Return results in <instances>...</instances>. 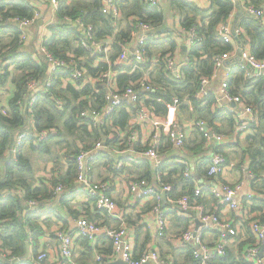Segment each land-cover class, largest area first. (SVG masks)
<instances>
[{
	"label": "trees",
	"instance_id": "trees-1",
	"mask_svg": "<svg viewBox=\"0 0 264 264\" xmlns=\"http://www.w3.org/2000/svg\"><path fill=\"white\" fill-rule=\"evenodd\" d=\"M198 1L166 0L162 6L153 7L146 0H117L120 14L115 17L103 11V0H60L55 20L48 25L49 37L44 45L55 58L65 59L69 65L74 60L86 69L87 74L93 76L109 69L125 70V73L121 72L117 76L119 89H125L131 81L148 74L157 88L155 92L143 96L149 97L146 102L155 113L170 116L176 106L174 98L178 97L179 108L207 121L209 128L214 131L219 132L220 126L222 129L226 124L230 129V133L226 134H231L235 132L236 120L227 109L217 106L216 94L211 92L207 98L200 100L195 97V92L202 77H212L216 72V54L235 53L237 44H246L256 58L264 57V19L244 11V5L248 4L264 8V0H240V5L228 0H208L206 6ZM170 6L171 10L179 12L182 28L188 30L195 26L200 38L184 50L186 59L180 63L178 75L168 69L165 62L166 55L176 54L179 48L174 32H169L164 26L167 8ZM35 10L31 0H0V15L4 18L32 17ZM238 10L242 14L237 29L242 34L236 40H225L218 34V26L228 21ZM140 22L153 26L149 40L143 45L144 59L138 63L131 55L125 62L114 65L125 46L136 39L137 24ZM89 25L93 27L91 33H87ZM23 31L18 24L5 21L0 23V81L5 84L9 79L12 83L11 91L7 93L9 96L3 101L0 100V251L8 258L23 257L26 242L32 240L33 257L36 260L44 250L39 241V237L45 234L41 225L42 210L48 201L57 197L55 188L60 183L65 186L61 193L62 200L68 202L69 194H66L73 190L79 175V153L91 149L100 141L116 144L118 135H114L113 140L108 139V136L114 134V129L117 128L126 132L135 110L130 105H123L116 110L107 124L89 125L91 121L83 119L81 112L86 109H100L105 104L106 86L103 87L102 83L83 85V79L73 85L69 82V68L58 70L52 77L49 90L39 89L36 100L31 105L29 83L34 78L48 77V63L45 55L39 51L40 30L34 41L33 38L21 41ZM82 38L88 40L90 48L81 44ZM94 42L103 45L111 43L112 51L96 53ZM106 56L109 61L103 60ZM233 62L231 75L227 80L228 88L231 93L240 95L258 115V122L252 125L246 138L248 145L242 149V159L243 162L246 159L250 161L249 170L254 175L251 187L262 195V198H256L249 206V216L251 220H260L264 216V78H248L247 69L242 68L238 61ZM56 98L63 102L62 108L56 104ZM51 128L55 129L56 134L45 141L36 143L29 136L17 146L19 133ZM197 132L199 134L196 139L200 141L197 147L201 148L209 143V139L199 129ZM195 146L192 148L198 150ZM212 146L215 152L227 155L222 146ZM165 149L163 147V151ZM12 150L14 152L8 159ZM35 155L47 156V160L54 159L47 161L45 166L48 174H51L48 179H37ZM113 160V155L102 150L95 159L94 166L97 168L104 161L112 163ZM207 164L209 163L206 161L200 165L201 178L207 176ZM139 167H145L144 174L141 173L143 177H151L155 173L163 180L173 183L175 189L168 195L171 198L194 195V186L198 184V180L194 175L191 178L183 177V164L165 163L159 169H154L149 164ZM108 171L115 172L111 168ZM97 175L100 176V173ZM203 190V196L210 200V203L205 204L211 206L215 198L207 194V187ZM202 197H199L201 202L205 199ZM29 199L38 202L40 211L26 206L25 200ZM93 202L94 200H89L86 206L96 210ZM84 208L77 211L87 212L88 209ZM185 221L188 226L192 223L191 218ZM82 239L91 247L87 238ZM145 247V242L137 245V253ZM104 252H112L111 241ZM192 252L193 249H188L185 262L180 264H198ZM8 258H2L0 252V264H53L48 258L41 263L32 259L11 263ZM213 259V264H250L229 251L226 257Z\"/></svg>",
	"mask_w": 264,
	"mask_h": 264
},
{
	"label": "built area",
	"instance_id": "built-area-1",
	"mask_svg": "<svg viewBox=\"0 0 264 264\" xmlns=\"http://www.w3.org/2000/svg\"><path fill=\"white\" fill-rule=\"evenodd\" d=\"M43 1H46L50 6V10L47 13H44L41 8H36L32 17L11 16L4 18L0 15V23L5 21L18 24L24 30L21 35V41H26L30 38V35L26 31L30 26L38 23L40 19H43L44 25L48 27L55 20L60 0ZM165 1L146 0L153 7L162 6ZM228 1L237 2L240 0ZM117 5V0H103V11L118 17L120 10ZM244 11L250 15L264 19V8L248 4L244 5ZM92 28L89 25L87 27V33H91ZM152 31L153 26L150 23H138L136 33V36H138V44L134 49L131 48V44H127L119 59L114 62V65L125 62L131 55L140 63L144 59L143 45L149 40ZM184 33L185 46L187 48L200 40L195 26L190 27L188 30L184 28ZM218 34L225 40H236L242 34V31L240 29H234L233 25L229 21H226L218 26ZM48 37L49 34L40 32L38 39L39 51L45 55L48 63V77L46 79L34 78L29 83L28 88L32 95L30 100L31 105L35 102L36 92L39 89L49 90L52 77L58 70L69 68L71 73L69 82L73 85H76L79 79H83V85L88 83H102L103 87L106 86L105 104L100 109H86L81 112L83 119L91 121H89V125L107 124L113 118L116 110L123 105H130L135 110L128 123L126 132L117 128L114 129V134L108 136V139L113 140L114 135H118L116 144L100 141L91 149L82 150L77 157L79 175L69 195L75 193L84 194L90 200H94L93 204L96 210L107 218L115 220L117 223L115 226L108 227L96 223L86 215H81L77 219V236L87 238L93 247H96L101 236L108 237L112 242V252L109 254V258L97 255L96 260L103 263L109 260L112 262L118 258L126 264H175L172 258L164 256L158 248L152 245L146 247L139 256L135 255V243L131 238L127 224V216L130 212L128 210L129 206L119 204L113 194V188H116L120 179L127 177L128 195H131V197L137 200L152 202V211L157 218V224L153 228L156 236L164 237L168 232L166 213L177 215L184 219H192L189 227L177 235L175 247L193 249V257L198 264H213V258L226 257L228 251L234 253L236 257H242L247 263L264 264V216L260 220H251V216H249L251 215L249 206L254 203L256 198H262V195L251 189L244 194L243 198H240L239 195L243 189L242 182L232 184L221 181L220 178L227 168V157L223 153L213 151L209 157L207 176L202 178L194 175L187 159L184 158L179 161L183 164V177L191 178L194 175L198 180V184L196 183L194 186L193 196L186 194L176 199L168 196L175 189L174 184L163 180L159 174H156L157 178L126 174V168L129 166L136 167L149 164L152 168L159 169L165 163L171 164L169 158L163 157L167 154L163 151V147L165 148L164 131L166 130L167 132L168 142L183 152L186 148V125L176 115L161 116L151 109L150 105L146 102V98L149 97L143 95L155 92L157 87L152 83L148 74L131 81L125 89H119L117 86L118 75L114 73L113 69L100 72L96 76H93L87 74L86 69L80 67L79 63L74 60L69 65L65 59L55 58L47 51L44 45V41ZM81 44L87 48L91 47L85 38L81 39ZM93 45L96 53L103 51L109 53L112 51L111 43L103 45L102 43L94 42ZM237 45L236 51L238 52L236 54L240 55L238 62L242 68L247 69V77L264 78V57L258 59L251 53L249 48L244 45ZM232 57L233 53L230 52H222L215 55L216 72L212 77L205 76L201 78L200 84L195 92V97L200 100L207 98L211 93L209 87L211 80L217 76L220 70L224 69L225 77L218 91L215 93L216 103L217 106L227 109L232 114L236 120V131L244 133L251 131L252 125L258 122V115L254 108L246 104L240 95L231 93L228 88L227 80L232 70V67L228 65V61ZM103 60L109 61L108 56L104 57ZM165 62L168 69L172 70L175 75L179 74L181 65L176 60L175 54L168 53ZM55 101L58 107L62 108L63 102L58 98ZM174 103L176 106L173 111H176L178 114L180 112V108L178 107L180 100L178 97L174 98ZM232 103L236 105L231 106ZM193 127L202 131L206 138L213 139L214 145L219 146L228 142V139L223 134L210 130L205 120L196 118L193 121ZM143 131L147 137L145 140L142 139ZM55 134L56 131L54 128L42 129L40 131H25L19 133L17 136V146L24 138L29 136L36 143H40ZM102 150L114 156L112 163L107 162V169L111 168L115 170L114 173H116L117 183H113L109 179L96 177L94 163L99 152ZM153 175L155 176V173ZM251 177L252 179L254 178L252 173ZM208 180L216 182L211 186L206 183ZM204 187L208 188L207 194L215 198L212 202V207H209L199 200V197H202L204 194ZM64 189L65 186L60 183L55 188V193L59 195ZM25 204L30 209L40 211L38 209V202L34 199L25 200ZM224 207L234 213L238 219V223L234 224L231 218L225 217L221 213ZM198 221L200 222L199 227ZM245 224H247L249 236L245 238L243 245L236 252H231L229 245L231 242L237 240V235ZM213 227L220 229L217 239L214 242H205L203 240L204 230ZM56 237L59 241V256L53 264H77L74 261V235L63 228H59L56 231ZM28 241L30 242L31 248H33V241ZM0 252L2 258H8L3 251ZM31 255L33 261L37 260L38 263H41L49 257V252L47 249L42 250L36 260L33 257V251ZM16 259H19L18 262H20L23 257L13 256L8 258L10 262Z\"/></svg>",
	"mask_w": 264,
	"mask_h": 264
},
{
	"label": "crops",
	"instance_id": "crops-1",
	"mask_svg": "<svg viewBox=\"0 0 264 264\" xmlns=\"http://www.w3.org/2000/svg\"><path fill=\"white\" fill-rule=\"evenodd\" d=\"M31 1H32V5L35 6V8L37 9L41 8L44 13H47L50 10V6L46 1L43 0H31ZM208 2H209L208 0L198 1V3H200L202 6L208 5ZM171 9H172L171 6L167 8L166 20H165L166 23L164 26L165 29L168 30L169 32L170 31L174 32V36L176 37L177 42L179 44V48L176 51L175 58L179 63H182L186 59V55L184 52V50L187 49V47L185 46V33H184V29L181 26L179 12L177 10H171ZM240 11L241 10L234 12L228 20L231 23V25H233L234 29H237V23L241 17L240 14H242ZM239 12L240 14L237 20V16ZM39 30L41 33L49 34L48 27L44 25V21L42 24L36 23L35 26H30L26 30L28 32V35H30L29 40L33 38L34 41L37 37V33L39 32ZM129 44H131V48L134 49L135 46L138 44V36H136V39ZM244 46L249 48V46L246 44ZM236 52L238 51H235V53H233L232 59L228 61V65H230L231 67L234 63L233 62L234 60L238 61L240 59V55L236 54ZM0 71H1V67H0ZM113 71L117 75L120 74L121 72L123 73L125 72V70L123 71L113 70ZM224 75H225V70L222 69L217 73V76L213 80H211V83L209 85L211 92L216 93V91H218L225 77ZM11 88H12V83L9 79L5 84H2L0 81L1 94L3 95L6 94L7 96V93L11 91ZM2 97L3 96H1V101H2ZM232 104L231 106H233ZM172 114L176 115L177 118L181 119V121L186 125V130H187L186 148L183 152H181L182 150H179L178 148H175L173 145H171L168 142L167 132L165 130L164 135H165L166 149L165 148L164 149L166 150L165 152L167 154L164 155L163 157L169 158L171 164L180 163L179 161L183 160L184 158L187 159L191 170L193 165L195 166L196 169L195 173L192 170L194 175L199 176L200 173L202 172L200 169V165L206 161L209 163L210 154L214 151L212 149L213 147L212 145H214V140L209 139V143H206L201 148H198L197 145L200 144V141L196 139V135L199 133L197 132V129L193 127V121L197 118V116L194 113H189L188 111H185L184 109L181 108L178 114L176 113V111H174ZM218 131L219 132L217 131L215 132L223 134L224 137L228 139L227 143L219 145L224 148V151L227 154L226 155L227 168L220 179L221 181L232 184L242 182L243 189L239 196L240 198H243L244 194L252 189L250 184L252 180L251 171L249 170L250 161L246 159V161L243 162L242 159L243 158L242 149L244 148V146L248 145L246 138L251 131L240 133L237 132L235 128V132L231 134H226V133H230V129H228L226 124L225 127L222 129L220 126V129ZM142 139L144 140L147 139L144 131L142 133ZM192 146H195L198 150H194ZM104 162L100 165V167L97 168L95 167L96 177L109 179L113 183L114 182L117 183L116 173L109 172L107 169L108 163H104ZM35 167H36L37 179L39 180L43 178L48 179L51 176V174H48L49 172L48 168L46 167L41 168L40 165H37ZM144 168L145 167L129 166L126 168V174L128 173L129 175H138L143 177ZM98 173H100V176L97 175ZM152 177L157 178L156 175L154 176L153 174L149 178ZM127 180H128L127 177H122L116 188H113V194L117 199V201L119 202V204L124 206H129L128 210H130V212L127 216V224L129 227L131 238L134 240L135 243V253L137 254L135 255L139 256L146 247L152 245L158 248L161 254H163L164 256H169L176 263L178 264L184 263L188 249L176 248L175 243H176L177 235L189 227L186 224L185 219L177 215L166 213L168 232L164 237L156 236V233L154 232L153 228L157 224V218L152 211V202L137 200L131 197V195H128ZM215 182L210 180L206 181V183L211 186L214 185ZM68 194L69 192L66 194V196ZM68 196H69L68 202L66 200L63 201L62 194L61 195L59 194L57 195V197L48 201L44 205L42 210L43 212H42L41 225L45 230V234L39 237L41 247H44V249L48 250L49 252L48 259L50 263H54V261L59 256V241L56 237V231L59 228H63L74 235V239H75L74 261L77 264H101L102 262H98L96 260L97 259L96 256L101 255L103 257L109 258V254H106L104 250L108 247V242L111 240L108 237L101 236L96 247H93L92 245L91 247H89L85 239H82L81 237L77 236L76 233L77 219H78L77 216L86 215L89 219L95 221L96 223L106 225L108 227L115 226L117 223L115 220H111L99 212L98 214L94 208H88L86 204H89L90 198L85 196L84 194L75 193L73 195H68ZM70 196L72 198H70ZM205 202L208 204L210 203V200L205 197V199H203V203ZM83 207H85L84 209H88L86 210L87 212H82L81 210L77 211L78 209H81ZM209 207H212V204L211 206L209 205ZM221 213L225 215V217L231 218L234 224L238 223V219L235 217L234 213L230 209L224 207L221 210ZM219 231L220 229L216 227L204 230L203 240L205 242H214L218 237ZM248 236H249V230L247 224H245V226H243L240 229V233L237 235V240L235 242L230 243L229 245L230 251L236 252V250L243 245L245 238H247ZM143 242L146 243V247L142 251L137 253V245L142 244ZM32 251L33 248H31L30 246L29 257H25L26 254L25 251L23 259H32L31 257ZM105 262H111V261L109 260Z\"/></svg>",
	"mask_w": 264,
	"mask_h": 264
},
{
	"label": "water",
	"instance_id": "water-1",
	"mask_svg": "<svg viewBox=\"0 0 264 264\" xmlns=\"http://www.w3.org/2000/svg\"><path fill=\"white\" fill-rule=\"evenodd\" d=\"M236 4H237V5H240L241 2H240V1H237ZM240 12H241V11H240ZM240 12L238 13L237 20H238V17H239ZM42 23H43V19H40V20L38 21V24H42ZM238 59H239V56H238ZM232 105L235 106V104H232ZM13 152H14V151H11V153H10L8 159L11 158V155L13 154ZM199 225H200V222L198 221V227H199ZM29 255H30V242L27 241V242H26V254H25V257H29ZM18 261H19V259H16L15 261H11V263L18 262ZM102 264H126V263H125L123 260H121V259H117V260H115V261H112V262H104V263H102Z\"/></svg>",
	"mask_w": 264,
	"mask_h": 264
},
{
	"label": "rangeland",
	"instance_id": "rangeland-1",
	"mask_svg": "<svg viewBox=\"0 0 264 264\" xmlns=\"http://www.w3.org/2000/svg\"><path fill=\"white\" fill-rule=\"evenodd\" d=\"M7 96H9V95L7 94ZM7 96H6V94L3 95V97H2V101H3L4 99H6ZM173 112H174V111H173ZM173 112H172V113H173ZM57 151H58V148L55 149V152H56V153H57ZM35 157L37 158L36 161H35V164H36V165H40L41 168H44V167L48 164L49 161H54V159H52V160H47V159H48L47 156H42V157H40V156H38V155H35ZM47 161H48V162H47ZM35 168H36V167H35ZM192 170H193V172L195 173L196 169H195V166H194V165H193V167H192Z\"/></svg>",
	"mask_w": 264,
	"mask_h": 264
}]
</instances>
